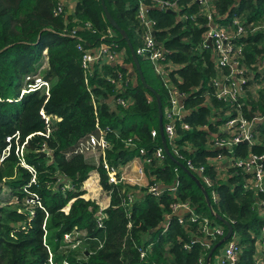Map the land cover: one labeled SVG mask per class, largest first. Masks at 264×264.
Returning a JSON list of instances; mask_svg holds the SVG:
<instances>
[{"label":"trees","instance_id":"16d2710c","mask_svg":"<svg viewBox=\"0 0 264 264\" xmlns=\"http://www.w3.org/2000/svg\"><path fill=\"white\" fill-rule=\"evenodd\" d=\"M58 1L0 0V157L8 146L6 139L17 134V144H24L22 158L35 171V183L30 184L32 174L20 166L12 138L9 154L0 162V186L9 189L11 200L7 203L0 199V264H49V255L54 264H62L63 260L69 264H199L202 260L207 264L211 248L227 233V228L212 215L201 189L183 171L188 159L196 166H203L211 180L208 187L197 173H191L206 191L212 212L232 226V236L240 247L239 264H253L256 241L264 229V218L255 207L264 193L256 192L255 188L244 189L245 182L252 176L241 169L228 163L219 174L208 164L211 157L222 153L211 149L209 142L222 123L218 118L223 114L218 108L223 112L226 109L225 104L215 99L211 88L215 71L210 49L195 51L204 29L194 28L189 23L171 27L173 15L150 11L157 22L155 29L169 28L160 38L168 34L167 47L175 51L170 59L181 65L177 71L181 83H176L174 78L173 81L177 91L187 96L185 108L189 110L183 122L190 129L182 130L179 126L175 129V141L183 147L178 150L182 159L167 141L170 157L165 156L159 162L152 157L154 150L162 146L156 100L141 85L128 47L115 30L125 62L132 66L133 78L125 75L131 82L121 95L115 85L103 78L114 75V69L107 65L96 69L89 78L97 99L95 109L86 90L81 52L76 46L82 41L94 43L99 34L111 28L100 1L74 0L72 14L67 15L64 9L55 16ZM104 5L136 52L140 47L136 3L104 0ZM213 5L219 25L225 26L234 16L239 17L246 28L264 24V0H213ZM74 29L76 33L72 37L70 32ZM92 30L97 33L93 34ZM242 42L244 66H251L257 57L264 56V30ZM136 58L146 84L160 96L164 113L166 90L162 83L158 89L147 80L142 70V62L146 61L138 55ZM42 60L43 68L38 65ZM119 71L125 74L126 69ZM35 75L48 83V95L44 88L22 93ZM120 95L130 98L131 105L113 108L108 97ZM240 103L247 120L251 121L254 116L263 119L255 125L253 145L236 146L234 156H262L264 87L255 95L247 91ZM40 112L49 117L48 124ZM96 120L99 128L109 129L105 136L108 148L104 151L107 164L125 165L143 148L144 158L149 160L144 165L147 176L153 177L164 190L177 179L176 198L190 204L199 218L196 223H190L188 215L184 214V224L180 225L178 215H173L163 233L160 225L175 201L171 194L165 191L161 197L154 198L146 194L145 189L109 185L99 154L95 166L90 161L95 160L96 155L75 152L81 142L97 135ZM151 130L156 131V137H151ZM127 140H131L133 147L126 146ZM93 171L98 175L102 191L109 197L108 206L100 212L94 201L82 198L83 183ZM214 192L215 199L211 194ZM127 195L132 202L125 206L122 200ZM34 197L41 207L28 205ZM65 207H68L67 213L63 211ZM203 219L208 220L210 228L220 226L223 235L201 233L198 223ZM75 233L79 243L72 248L76 241L66 243L64 235L74 238ZM225 244L213 251L208 264ZM139 249L145 251L143 259H140Z\"/></svg>","mask_w":264,"mask_h":264},{"label":"built area","instance_id":"2783aa9c","mask_svg":"<svg viewBox=\"0 0 264 264\" xmlns=\"http://www.w3.org/2000/svg\"><path fill=\"white\" fill-rule=\"evenodd\" d=\"M135 1L137 6L136 20L139 25L138 38L140 47L134 54L152 65L155 75L160 79L163 88L166 90L167 106L165 112L162 113V119L165 121L164 124L162 123V130L166 146L168 141L172 145V148L175 149L176 156L182 159L178 150L183 147L179 146L175 141V129L178 126L182 130L190 129L188 124L183 122V119L189 114V110L185 108L187 96L177 91L173 81L174 78L176 83H181V79L177 75V71L181 68V65L175 64L170 59V56L175 53V51L167 47V42L169 41L168 34L160 38V36H162L161 34L167 32L169 28L155 29L157 22L150 16L151 10L173 15L174 23L171 27L178 24L189 23L193 25L194 28L204 29L202 41L197 48H195V51L202 52L203 50L210 49L211 61L215 71V75L211 79V88L214 91L215 99L225 104L224 109H226L223 112L221 107L218 108V112L223 114V116L218 119L219 121L222 120L223 124L221 123L218 132L211 137V141L209 142L211 149L222 153L215 157H211L208 160V164L213 166L218 173L224 171L228 163L231 164V167L241 169L244 173L252 176L245 182L243 186L244 189L255 188L256 192L264 193V155L257 156L248 154L246 158L234 156L236 155L234 148L240 144H244V141H247L250 146L253 145L256 139L255 125L260 123L263 119V117L254 116L251 121L247 120L242 114V104L240 100L246 96L247 91L255 95L258 89L264 87V56L257 57L255 64L244 66V43L242 42V40L247 39L256 32L264 30V24L256 26L250 25L246 28L243 21L239 17L234 16L225 26L219 25L213 0ZM74 5V0H59L54 10V15L57 16L62 14L64 9H66L67 12L70 11V14H72ZM169 11L171 13H168ZM223 19H226V17ZM87 28L90 29V26L88 25ZM75 33L76 29L72 30L70 35L73 37ZM92 33L96 34L97 32L92 30ZM186 39L188 38H185V40ZM116 40L117 38L114 30L112 28H107L105 32L99 34V37L94 43H85L80 40L84 45L77 44L76 46L77 50L81 52L80 65L85 75L86 90L90 95L94 109L97 104V99L91 91L89 78L93 76L96 69H101L104 65L114 69V75H108L103 78L111 85H115L116 91L121 95L125 93L129 82H131V79L129 81L125 75H132L131 78H133L134 73L131 70L132 66L126 64L124 50L119 48ZM208 41H210V44H207ZM119 69H126L125 74L121 73ZM42 88H44L45 94L48 95V83L40 78L33 77L32 82L27 85V88L24 89L22 93L36 91ZM121 95L118 97H108V101L111 102L110 105L123 108L131 105V99H126ZM40 116L44 119L45 123H49V117H46L43 112H40ZM96 129L97 135L89 136L85 141L81 142L75 152L91 155H95V153L99 154L102 158V167L106 172L107 183L109 185L145 189V193L154 198L161 197L165 191L171 194L175 201L171 203L170 212L164 215V221L160 225L163 233L168 229L167 221L173 215H178V224L180 225L184 224V214L188 215L190 223H196L198 221L199 218L192 211L190 204L177 200L176 197L179 186V181L177 179L169 188L164 190V187L153 181V177L149 178L147 176L144 165L145 163H149V160L144 158L146 152L143 148L138 149L137 156L125 165L117 167L108 165L104 160V151L108 148L105 136L109 132V129L99 128L97 120ZM151 137H156L155 130H151ZM12 138H14L16 146L14 153L18 157L20 166L32 174L30 184L35 183V171L32 167L26 165L22 158L24 144L21 146L17 144V134L16 136L6 139L8 146L3 151L0 162L8 156ZM125 144L127 147H133L131 140H127ZM186 149L189 150L188 148ZM165 156L167 155L162 146L156 148L152 154V157L159 162L163 161ZM185 169L192 174L197 173L205 185L208 187L211 186V180L208 175H205V168L203 166H196L191 159H188L186 160ZM211 194L212 198L215 199V192ZM107 200L109 201L108 196ZM131 202V196L127 195L126 199L122 200V205L127 206ZM27 203H30L28 205H37L41 207L36 197ZM103 209L99 208L98 212ZM255 209L258 214L264 218V198L257 201ZM63 211L67 213L68 207ZM198 224L200 232L204 235L218 237L223 235V229L220 226L210 228L208 225L209 222L206 219H203ZM98 226L101 227L100 221H98ZM128 227H130V224ZM76 236V233L74 234V238L66 234L64 235V241L66 243H71L74 240L76 241ZM78 243L79 242L76 241L71 247H77ZM225 243V246L216 256L217 264H239L240 247L236 242V237L233 239L231 236ZM185 248L189 249V246H185ZM138 252L140 259H143L145 251L139 249ZM48 262L49 264H54L51 261L50 255ZM62 264L69 263L63 260ZM199 264L205 263L200 260ZM253 264H264V229H262L256 241Z\"/></svg>","mask_w":264,"mask_h":264},{"label":"water","instance_id":"95a60500","mask_svg":"<svg viewBox=\"0 0 264 264\" xmlns=\"http://www.w3.org/2000/svg\"><path fill=\"white\" fill-rule=\"evenodd\" d=\"M100 4L102 6V10H103V13H104V17L106 19V21L108 22V24L110 25V27L115 30L120 36H121V40H123L127 47H128V50H129V53H130V56H131V59H132V64L135 68V71L137 72V75H138V78H139V81L141 83V85L143 87H145L155 98L156 100V104H157V113H158V131H159V135H160V138H161V144H162V147L164 148V151L166 153V155L168 157H170V154L168 152V149L166 147V142H165V138H164V134H163V130H162V110H161V101H160V96L156 93V91L154 89H152L151 87H149L146 82H145V79L144 77L142 76V72L140 70V66H139V63H138V60L134 54V51L132 49V46L130 44V41L128 39V36L126 35V33L120 29L118 27V25L116 24V22L112 19V17L110 16V14L108 13L105 5H104V0H100ZM168 13H171L170 11ZM67 15H70V11L67 13ZM207 44H210V41L207 42ZM245 145L247 146H250V144L247 142V141H244L243 142ZM46 155V154H44ZM188 176L191 177V179L196 183V185L201 189V192L203 194V197H204V200L207 204V206L209 207V210L210 212L212 213V215L218 219V221H220L222 224H224L227 228V233L220 239V241L218 243H216L210 250L208 256H207V259H206V262L208 264L210 258H211V255L213 253V251L215 249H217L218 247H220L221 245H223V243H225L231 236H232V226L225 220L221 219L218 215H216L215 213L212 212L211 208H210V203H209V198H208V195L206 193V191L204 190V188L202 187V185L198 182V180L186 169L183 170ZM232 238L234 239L235 236L233 235Z\"/></svg>","mask_w":264,"mask_h":264},{"label":"rangeland","instance_id":"374dc122","mask_svg":"<svg viewBox=\"0 0 264 264\" xmlns=\"http://www.w3.org/2000/svg\"><path fill=\"white\" fill-rule=\"evenodd\" d=\"M132 3H136L135 0H131ZM39 66H41V68H43L44 66V60L41 61L40 64H38ZM40 68V67H39ZM38 68V69H39ZM40 68V69H41ZM142 70L144 71V74H145V77L147 78V80L155 87V88H158L160 89V85H161V82L160 80L158 79V77L155 75L154 71H153V68H152V65L148 62H142ZM36 78H40V76L38 75H35ZM165 100H166V97H165ZM114 108V106H112ZM165 107V106H164ZM95 160L94 158L90 161L92 164H94L95 166H97V162L99 158L95 153ZM94 157V154L93 156ZM89 162V161H88ZM225 170V169H224ZM85 182H88L90 185L89 187H85V188H89V195L88 196H84L83 195V199L85 200H90V201H94L98 206L99 208L103 209L107 203V194H105L101 187L99 186V182H98V175L95 171L91 172L87 178V180ZM84 182V183H85ZM84 183H83V186H84ZM86 191V190H84ZM9 195H10V192H9V189L6 188V187H3V186H0V199H3L7 201V203L11 202V200L9 199ZM89 197V198H87ZM93 197V198H91ZM66 208V207H65ZM222 249V248H221ZM220 249V251H221ZM211 264H217V259H216V256H214L212 258V262Z\"/></svg>","mask_w":264,"mask_h":264},{"label":"crops","instance_id":"0c3cea01","mask_svg":"<svg viewBox=\"0 0 264 264\" xmlns=\"http://www.w3.org/2000/svg\"><path fill=\"white\" fill-rule=\"evenodd\" d=\"M89 185H90V184H89L88 182H85V183H84L83 190H86L84 196H88V195H89V194H88L89 191H90L89 188H85V187H89ZM87 198H89V197H87ZM91 198H93V197H91ZM89 199H90V198H89ZM108 203H109V201L107 200V203H106L105 207L108 205ZM100 209H101V208H100ZM180 214H182V213H180Z\"/></svg>","mask_w":264,"mask_h":264}]
</instances>
